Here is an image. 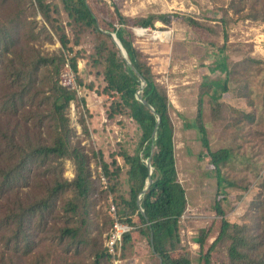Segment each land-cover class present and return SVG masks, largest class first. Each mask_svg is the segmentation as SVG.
Segmentation results:
<instances>
[{"label": "trees", "instance_id": "1", "mask_svg": "<svg viewBox=\"0 0 264 264\" xmlns=\"http://www.w3.org/2000/svg\"><path fill=\"white\" fill-rule=\"evenodd\" d=\"M114 1L96 0L111 5L116 22L102 17L92 0H0V264H109L105 240L113 218L96 208L108 196L118 220L131 226L121 237L123 256H146L149 264H192L190 248L180 235L181 216L189 204L178 179L172 106L165 87L132 42V27H154L156 21L166 24L169 19L165 13L128 17ZM263 3L229 0L225 9L237 18L262 22ZM185 19L194 28L219 33L195 18ZM221 31V60L210 69L217 73L198 83L193 116L179 113L183 131L194 130L204 148L205 156L200 153L199 158L209 164L217 189L209 209L219 219L194 237L196 264H215V256L219 264H264V125L251 128L256 121L252 109L224 124L220 146L211 147L209 138L211 124L223 115L221 93L230 91L252 105L249 83L258 77L264 102V59L247 55L229 65L223 54L228 33L224 26ZM108 32L115 34L126 58ZM86 33L92 39L86 63L101 77V92L113 97L108 115L130 117L139 131L131 150L119 144L107 155L101 148L92 153L106 179L101 190L67 115L76 91L59 82L68 64L79 89L93 88L80 76L79 52L73 49ZM55 39L60 44L56 52L42 51ZM78 121L87 135L83 115ZM64 160L73 164L71 179L63 175ZM236 170L244 175L229 174ZM253 179L257 190L249 212L242 222L230 221L224 204L229 189L240 199Z\"/></svg>", "mask_w": 264, "mask_h": 264}, {"label": "rangeland", "instance_id": "2", "mask_svg": "<svg viewBox=\"0 0 264 264\" xmlns=\"http://www.w3.org/2000/svg\"><path fill=\"white\" fill-rule=\"evenodd\" d=\"M108 1V0H107ZM229 0H115L119 10L128 17L144 16L148 13H165L169 19L168 23L156 21L154 27H147L146 31L139 34L137 27H132V42L135 48L145 55V60L156 73V80L162 84L168 95L172 106L171 117L175 125V157L178 170V179L184 185L188 204L194 212L185 211L184 219H181V241L188 246L192 253V264H196L198 244L194 237L199 234L202 228L207 227L212 221L218 220L216 214L209 209L214 200L216 192L215 176L210 170V166L205 159H200L199 154L205 150L200 142L195 138L194 130L183 131V120L180 114H187L192 117L195 111L198 83L204 77H212L217 72L210 69L215 66L218 58V47L223 44L221 27L224 26L228 33L226 43L224 42V56L230 65L232 62L240 60L247 55L261 56L264 54L262 46H258V40L263 38V31L259 30L258 24L261 21L252 22L237 18L232 11H226L225 7ZM98 12L107 20H114L111 16L112 8L109 4H97L92 0ZM264 8V3L262 4ZM64 16V15H63ZM186 17H192L202 23L213 26L218 35L208 33L201 28H194L187 24ZM40 19V16H37ZM223 20V21H222ZM65 22V21H64ZM63 22V23H64ZM116 22V21H115ZM222 22V23H221ZM161 32L157 36L155 32ZM66 32L72 39L69 27ZM264 39V38H263ZM215 42L211 45L210 41ZM257 45V46H256ZM60 47L55 39L52 43H45L41 49L44 52H56ZM92 39L89 34H83L78 45H74V51L79 52L77 59L79 74L86 83L93 84L92 89H79L76 84V75L68 66L64 64L61 75L65 70L72 75L76 100L70 101L67 107V115L70 125L75 130L76 138H81V144L85 146L86 152L90 156V168L95 184L101 190L98 178V163L93 152L99 148L103 149L105 155L117 149L119 144H125L130 150L137 141L139 131L136 124L130 117L117 114L113 117L108 115L112 96L101 92L104 85L101 77L94 75V71L87 65V55L91 52ZM262 53V54H261ZM260 68V66H258ZM262 68V67H261ZM205 79V78H204ZM258 77H254L249 83L253 88L254 104L249 105L246 98L235 97L230 91L221 93V100L224 102L222 118L211 124L210 146L215 148L221 145L220 131L224 124L232 122L241 117V113L254 109L255 122L251 128L262 129L264 125V102L261 99V92L258 90ZM258 90V91H257ZM220 92V90H217ZM218 94V93H217ZM84 97V101L81 98ZM180 113V114H179ZM83 115L87 126V135L83 133L79 116ZM121 163V159L117 158ZM64 177L71 179L74 174V167L70 160H64ZM210 172V174H208ZM236 172L240 177L243 172L238 170L229 171V174ZM250 176L251 173H248ZM257 190V180L251 181L249 189L243 193L240 199L236 198V193L229 189L230 193L225 200L227 212L225 216L233 222L244 221V215L248 213V206L251 198ZM112 202L108 196L106 203L99 200L96 208L103 210L112 218L109 212ZM115 207V205H114ZM105 236V235H104ZM213 239L210 238L209 241ZM142 247L146 250V246ZM146 252V251H145ZM129 256V255H128ZM127 256V257H128ZM122 258H126V255ZM132 257V256H131ZM138 264H149L146 256L136 257ZM215 264H219L220 259L215 256ZM146 261V262H145ZM149 261V260H148ZM151 261V260H150ZM111 264V261L109 262ZM151 264V262H150Z\"/></svg>", "mask_w": 264, "mask_h": 264}, {"label": "built area", "instance_id": "3", "mask_svg": "<svg viewBox=\"0 0 264 264\" xmlns=\"http://www.w3.org/2000/svg\"><path fill=\"white\" fill-rule=\"evenodd\" d=\"M258 27H259L260 31H263V33H261V34L263 35V38H264V21L260 22L258 24ZM263 38L258 40V46L259 45L262 46L263 51H264V39ZM262 56L264 57V54H262ZM66 65L68 66V64H66ZM68 69L71 70L70 67ZM69 70H67V71L65 70V73L61 75V84L68 89H75L73 86L72 75L70 72H68ZM97 170H98V178L100 179L101 184H103V187H105L106 186V179L103 176V174L101 172V167L99 165L97 166ZM186 211L187 212L192 211V213H191L192 216H195L197 214V211L194 212L193 209L190 207H187ZM109 212L112 215L113 223H112V227L110 228L108 235L106 237L105 246H106L107 252L111 256V264H120L122 262L121 237H122V234L124 232L131 229V226L118 220V218L116 216V212H115V207L113 204H110ZM184 214L181 216L182 220L186 216Z\"/></svg>", "mask_w": 264, "mask_h": 264}, {"label": "water", "instance_id": "4", "mask_svg": "<svg viewBox=\"0 0 264 264\" xmlns=\"http://www.w3.org/2000/svg\"><path fill=\"white\" fill-rule=\"evenodd\" d=\"M109 33V35L111 36V38H112V40L114 41V43L116 44V46L119 48V50H120V52H121V54H122V56L124 57V58H126V52H125V50L123 49V47H122V45H121V43L119 42V40L116 38V36H115V34L114 33H111V32H108ZM129 63V62H128ZM141 78V77H140ZM141 80H142V82H141V84H140V87H142L143 85H144V80L141 78ZM139 91V89L137 90V92ZM143 103L147 106V107H149L151 110H153L149 105H147L146 104V102L143 100ZM158 121H159V118H157V122H156V124L158 123ZM155 133V128H154V131H153V134ZM147 163H148V161H147ZM150 182H151V178L149 177L148 178V182H147V185L145 186V188L143 189V191H145L146 189H147V187H148V185L150 184ZM141 213H142V215L145 217V214H144V212L141 210ZM146 219V218H145Z\"/></svg>", "mask_w": 264, "mask_h": 264}, {"label": "crops", "instance_id": "5", "mask_svg": "<svg viewBox=\"0 0 264 264\" xmlns=\"http://www.w3.org/2000/svg\"><path fill=\"white\" fill-rule=\"evenodd\" d=\"M120 264H138V261L135 256L134 257L132 256V257L122 258V262Z\"/></svg>", "mask_w": 264, "mask_h": 264}, {"label": "bare ground", "instance_id": "6", "mask_svg": "<svg viewBox=\"0 0 264 264\" xmlns=\"http://www.w3.org/2000/svg\"><path fill=\"white\" fill-rule=\"evenodd\" d=\"M136 31L139 33V34H142V33H144L145 31H146V28H136ZM155 35H157V36H160V35H162L161 34V32H159V31H157V32H155Z\"/></svg>", "mask_w": 264, "mask_h": 264}]
</instances>
